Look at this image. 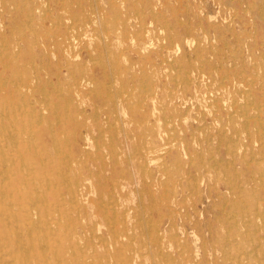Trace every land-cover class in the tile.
<instances>
[{
	"label": "rangeland",
	"instance_id": "rangeland-1",
	"mask_svg": "<svg viewBox=\"0 0 264 264\" xmlns=\"http://www.w3.org/2000/svg\"><path fill=\"white\" fill-rule=\"evenodd\" d=\"M34 1L0 0V118L6 119L0 135L12 120L24 127L27 140L46 150V164L38 171L48 183L31 187L39 195L57 191L66 204L64 210L49 211L46 234L59 231L72 238L93 264H120V254L133 264H186L194 255L197 264H264V0L126 4L142 18L130 11L126 15L115 0ZM75 27L76 44L69 54L62 34ZM80 74L89 80L87 86H79ZM87 135L85 154L78 153ZM3 179L0 173V186Z\"/></svg>",
	"mask_w": 264,
	"mask_h": 264
},
{
	"label": "bare ground",
	"instance_id": "bare-ground-1",
	"mask_svg": "<svg viewBox=\"0 0 264 264\" xmlns=\"http://www.w3.org/2000/svg\"><path fill=\"white\" fill-rule=\"evenodd\" d=\"M14 1V0H13ZM35 1H38V0H35ZM34 1V2H35ZM69 1V0H68ZM71 1V0H70ZM75 1V0H74ZM79 1V0H78ZM85 1V0H84ZM115 1H117V4H119V5H121L122 6V8H124L125 9V13H126V15L129 13V11L132 13V15H135V17H140V16H138V12H136V10H137V8L135 7L134 9H136L135 11H132V10H130L129 9V7L127 8V6H126V4L127 3H129L130 1H133L134 2V0H115ZM169 2H170V0H168ZM219 1V0H218ZM8 2H9V0H8ZM18 2V1H17ZM16 2V3H17ZM109 2H111L112 4L114 3L113 2V0H109ZM168 2V3H169ZM10 3V2H9ZM14 3L15 2H13V5H14ZM29 3H31V2H29ZM28 3V4H29ZM39 3V2H38ZM43 3V2H42ZM41 3V4H42ZM68 3V2H67ZM66 3V5H68ZM83 3V2H82ZM171 3V2H170ZM223 3V2H222ZM27 4V5H28ZM63 4V3H62ZM89 4V3H88ZM191 4V3H190ZM216 4H218L217 2H216ZM248 4V3H247ZM69 5H70V3H69ZM99 5V3H97V6ZM134 5V4H133ZM264 5V4H263ZM30 6V5H29ZM28 6V8L30 9V7ZM33 6V5H32ZM62 6L63 5H61V10H62ZM80 6V5H79ZM109 6H110V4H109ZM120 6V7H121ZM135 6V5H134ZM144 6V5H143ZM160 6V5H159ZM14 7H17V6H14ZM56 7V6H55ZM70 6H68V8H69ZM71 7H72V5H71ZM70 7V8H71ZM46 8V7H45ZM66 7H64V9H65ZM93 8V7H92ZM221 8H222V6H221ZM246 8H248V7H246ZM22 9V8H21ZM37 9V8H36ZM40 9V8H39ZM73 9V8H72ZM80 9V8H79ZM110 9V8H109ZM232 9V8H231ZM249 9L251 10V8L249 7ZM6 10V9H5ZM11 10V9H10ZM20 10V9H19ZM18 10V11H19ZM31 10V9H30ZM47 10V9H46ZM52 10V9H51ZM66 10V9H65ZM69 9H67V11H68ZM139 10V9H138ZM9 11V10H8ZM18 11H16V12H18ZM22 11V10H21ZM28 11V10H27ZM42 11V10H41ZM57 11H59V9L57 10ZM83 11V10H82ZM106 11H107V9H106ZM246 11V10H245ZM244 11V12H245ZM248 11V10H247ZM264 11V10H263ZM95 12V11H94ZM115 12V11H114ZM174 12H175V10H174ZM223 12V11H222ZM58 13V12H57ZM70 13H72V12H70ZM70 13H69V16H70ZM180 13V12H179ZM187 13V12H186ZM9 14H10V12H9ZM13 14V13H12ZM18 14V13H17ZM16 14V15H17ZM21 14V13H20ZM27 14V13H26ZM30 15H31V13H29ZM54 14V13H53ZM95 14H96V12H95ZM194 14V13H193ZM246 14H250V11H249V13H246ZM19 15V14H18ZM52 15V14H51ZM60 15V14H59ZM73 15V14H72ZM72 15L70 16V17H72ZM80 15V14H79ZM131 15V16H132ZM14 16H15V14H14ZM28 16V15H27ZM58 16V15H57ZM89 16V15H88ZM147 16V15H146ZM176 16V15H175ZM1 17H2V15H1ZM12 17V16H11ZM16 17V16H15ZM14 17V18H15ZM53 17V16H52ZM51 17V18H52ZM60 17V16H59ZM59 17H57L58 19H59ZM80 17H81V15H80ZM101 17V16H100ZM118 17V16H117ZM129 17V16H128ZM22 18V17H21ZM26 18V17H25ZM81 18H83V17H81ZM88 18V17H87ZM140 18H142V17H140ZM156 18V17H155ZM188 18V17H187ZM225 18V17H224ZM3 19V18H2ZM19 19V18H18ZM23 19V18H22ZM32 19V18H31ZM38 19V18H37ZM46 19V18H45ZM48 19V18H47ZM54 19V18H53ZM57 19V20H58ZM72 19H74V18H72ZM101 19V18H100ZM110 19V18H109ZM127 19V18H126ZM156 19H158V18H156ZM181 19V18H180ZM251 19H252V23H253V25L256 23V20H254V17L253 16H251ZM24 20V19H23ZM27 20V19H26ZM29 20V19H28ZM56 20V21H57ZM64 20V19H63ZM89 20V19H88ZM101 20H103V19H101ZM111 20V19H110ZM261 20V19H260ZM14 21H16L15 19H14ZM49 21H50V18H49ZM76 21V20H75ZM169 21V20H168ZM22 22V21H21ZM29 22H31V21H29ZM58 22V21H57ZM61 22V21H60ZM154 22V19L152 18V22L151 23H153ZM166 22H167V19H166ZM171 22V21H170ZM178 22V21H177ZM190 22V21H189ZM34 23V22H33ZM73 23V22H72ZM115 23H116V20H115ZM186 23V22H185ZM190 23H193V22H190ZM189 23V24H190ZM211 23V22H210ZM213 23V25H214V22H212ZM211 23V24H212ZM21 24V23H20ZM40 24V23H39ZM43 24V23H42ZM56 24V23H55ZM63 24H64V22H63ZM67 24V23H66ZM80 24V23H79ZM84 24V23H83ZM109 24V23H108ZM140 24H141V26L142 27H144L145 25H146V22L145 21H143V20H141V22H140ZM178 24H180L181 25V23H180V21L178 22ZM189 24H188V26H189ZM219 24V23H218ZM9 25V24H8ZM70 25V24H69ZM75 25V24H74ZM87 25V24H86ZM150 25V24H149ZM199 25H200V23H199ZM212 25V26H213ZM5 26V25H4ZM15 26V25H14ZM24 26V25H23ZM35 26V25H34ZM52 26H54V25H52ZM76 26V25H75ZM168 26V25H167ZM216 26V25H215ZM218 26V25H217ZM219 26H221V25H219ZM218 26V27H219ZM229 26V25H228ZM231 26V25H230ZM229 26V27H230ZM16 27V26H15ZM77 27V26H76ZM76 27L75 28H73L72 30H70V32H66V33H63L62 34V40H63V43H61V44H63V50L64 51H66L67 53H71L70 52V50L72 49V48H74L75 47V42H76V39H77V36H76ZM124 27V26H123ZM217 27V28H218ZM245 27V26H244ZM258 27V26H257ZM18 28V27H17ZM20 28V27H19ZM36 28V27H35ZM51 28V27H50ZM114 28V27H113ZM120 28V27H119ZM169 28V27H168ZM171 28V27H170ZM192 28V27H191ZM213 28V27H212ZM13 29V28H12ZM46 29V28H45ZM65 29V28H64ZM78 30H79V28H77ZM172 29V28H171ZM214 29V28H213ZM224 29V28H223ZM244 29H247V27H245ZM259 29V28H258ZM57 30V29H56ZM59 30H61V29H59ZM85 30V29H84ZM96 30H98V29H96ZM113 30V29H112ZM123 30V29H122ZM164 30V29H163ZM168 30V29H167ZM195 30H196V28H195ZM222 30V29H221ZM255 30V29H254ZM9 31H10V29H9ZM29 31H31V30H29ZM51 31V30H50ZM49 31V32H50ZM53 31V30H52ZM65 31H67V30H65ZM80 31V30H79ZM99 31V30H98ZM204 31V30H203ZM225 31H228V30H225ZM234 31H236V30H234ZM246 31V30H245ZM4 32V31H3ZM2 32V33H3ZM19 32V31H18ZM24 32V31H23ZM57 32V31H56ZM55 32V33H56ZM81 32V31H80ZM108 32H109V29H108ZM125 32V31H124ZM233 32V31H232ZM20 33H22V32H20ZM19 33V34H20ZM26 33V32H25ZM36 33V32H35ZM38 34L40 33L39 31L37 32ZM43 33V32H42ZM204 33H205V31H204ZM242 33V32H241ZM247 33H248V31H247ZM250 33V32H249ZM16 34V33H15ZM251 34H253V33H251ZM9 35V34H8ZM14 35V34H13ZM18 35V34H17ZM23 35V34H22ZM25 35H27V34H25ZM51 35H52V33H51ZM84 36H85V34H83ZM215 35H216V33H215ZM223 35V34H222ZM233 35V34H232ZM235 35V34H234ZM244 35V34H243ZM19 36V35H18ZM55 36V35H54ZM94 36V35H93ZM100 36V35H99ZM109 36V35H108ZM128 36V35H127ZM141 36V35H140ZM220 36V35H219ZM241 36V35H240ZM2 37L4 38L5 36H3L2 35ZM10 37H12L11 35H10ZM9 37V38H10ZM23 38L25 37V36H22ZM32 37V36H31ZM42 37H44V36H42ZM51 37H53V36H50V38ZM164 37V36H163ZM170 37H171V35H170ZM217 37V36H216ZM231 37V36H230ZM19 38V37H18ZM27 38H28V36H27ZM26 38V39H27ZM34 37H32V39H33ZM48 38H49V36H48ZM125 38V37H124ZM211 38V37H210ZM232 38V37H231ZM1 39V38H0ZM14 39V38H13ZM29 39L31 40V38H28V41H29ZM37 39H38V36H37ZM126 39V38H125ZM124 39V40H125ZM171 39V38H170ZM10 40H12V39H10ZM22 40V39H21ZM39 40V39H38ZM37 40V41H38ZM42 40V39H41ZM107 40V39H106ZM105 40V41H106ZM231 40V39H230ZM2 41V40H1ZM7 41V40H6ZM9 41V40H8ZM19 41V40H18ZM25 41H27V40H25ZM40 41V40H39ZM58 41V40H57ZM56 41V42H57ZM165 41V40H164ZM213 41V40H212ZM211 41V42H212ZM237 41V40H236ZM241 41V40H240ZM10 42V41H9ZM13 42V41H12ZM42 42V41H41ZM51 42H52V40H51ZM170 42H171V40H170ZM201 42V41H200ZM225 42V41H224ZM2 43V42H1ZM14 43H15V41H14ZM13 43V44H14ZM34 43H35V41H34ZM38 43V42H37ZM40 43V42H39ZM46 43V42H45ZM44 43V44H45ZM58 43V42H57ZM104 43V42H103ZM108 43V42H107ZM187 43H189V41H187ZM13 44L11 45V46H13ZM18 44H19V42H18ZM26 44V43H25ZM50 44V43H49ZM111 44V43H110ZM172 44V43H171ZM201 44V43H200ZM214 44V43H213ZM241 44V43H240ZM242 44H243V41H242ZM241 44V45H242ZM2 45V44H1ZM29 45V44H28ZM34 45V44H33ZM32 45V46H33ZM42 45L43 44H41L40 46L42 47ZM47 45V44H46ZM133 45V44H132ZM255 45V44H254ZM4 46V45H3ZM2 46V47H3ZM19 47H20V45H18ZM30 46V45H29ZM32 46H30V47H32ZM40 46H38V47H40ZM45 46V45H44ZM48 46V45H47ZM62 46V45H61ZM87 46V45H86ZM94 46V45H93ZM107 46V45H106ZM109 46V45H108ZM199 46H201V45H199ZM217 46V45H216ZM224 46V45H223ZM29 47V48H30ZM34 47V46H33ZM49 47H50V45H49ZM110 47V46H109ZM130 47V46H129ZM180 44H179V46H178V49L176 50V52L178 51V50H180ZM13 48V47H12ZM44 48V47H43ZM45 48H47V47H45ZM94 48V47H93ZM224 48V47H223ZM243 48V47H242ZM1 49V48H0ZM50 49V48H49ZM132 49V48H131ZM193 49H194V47H193ZM203 49V48H202ZM8 50V49H7ZM13 50V49H12ZM23 50V49H22ZM28 50V49H27ZM26 50V51H27ZM42 50V49H41ZM51 50H52V46H51ZM62 50V49H61ZM105 50H107V49H105ZM109 50V49H108ZM107 50V51H108ZM197 50V49H196ZM217 50H218V48H217ZM237 50V49H236ZM4 51V50H3ZM3 51H2V53H3ZM5 51H6V49H5ZM43 51H44V49H43ZM42 51V52H43ZM52 51H54V50H52ZM136 51H138V50H136ZM8 52H10L9 50H8ZM22 52V51H21ZM29 52V51H28ZM30 52H31V50H30ZM38 53H39V51H37ZM45 52V51H44ZM47 52H48V50H47ZM57 52V51H56ZM109 52V51H108ZM140 52H142V51H140ZM219 52V51H218ZM11 53V52H10ZM18 53H19V51H18ZM23 53H24V51H23ZM27 53V52H26ZM33 53V52H32ZM49 53H50V51H49ZM61 53V52H60ZM76 53V52H75ZM107 53V52H106ZM138 53V52H137ZM216 53V52H215ZM7 54V52L5 53V55ZM13 54H14V51H13ZM17 54V53H16ZM124 54V53H123ZM21 55V54H20ZM19 55V56H20ZM26 55V54H25ZM29 55H31L30 53H29ZM58 55V54H57ZM64 55V54H63ZM88 55V54H87ZM90 55H91V53H90ZM115 55V54H114ZM207 55V54H206ZM15 56V55H14ZM18 56V55H17ZM22 56H24V55H22ZM33 56V55H32ZM35 56H36V54H35ZM121 56V55H120ZM124 56V55H123ZM184 56V55H183ZM202 56V55H201ZM2 57V56H1ZM10 57V56H9ZM16 57V56H15ZM29 57V56H28ZM27 57V58H28ZM49 57V56H48ZM65 57V56H64ZM75 57V56H74ZM100 57H101V55H100ZM117 57V56H116ZM203 57V56H202ZM215 57V56H214ZM235 57V56H234ZM58 59H59V57H57ZM83 58V57H82ZM96 58H98V57H96ZM95 58V59H96ZM121 58V57H120ZM196 58V57H195ZM4 59V58H3ZM2 59V60H3ZM15 59V58H14ZM29 59V58H28ZM40 59V58H39ZM38 59V60H39ZM53 59V58H52ZM177 59V58H176ZM223 59V58H222ZM8 60H9V58H8ZM18 60V59H17ZM30 60H32V57L30 58ZM41 60V59H40ZM54 60V59H53ZM62 60V59H61ZM82 60V59H81ZM153 60V59H152ZM213 60V59H212ZM254 60H256V59H254ZM44 61H45V59H44ZM86 61V60H85ZM87 61H88V59H87ZM108 61V60H107ZM209 61V60H208ZM243 61V60H242ZM47 62V61H46ZM57 62H59V60H57ZM67 62H69V60L67 61ZM214 61H212L211 63H213ZM22 63V62H21ZM28 63H29V60H28ZM49 63V62H48ZM63 63V62H62ZM71 63V62H70ZM77 62H75V64H76ZM181 63V62H180ZM203 63V62H202ZM210 63V62H209ZM210 63V64H211ZM263 63V62H262ZM30 64V63H29ZM78 64H80V62L78 63ZM83 64V63H82ZM100 64V63H99ZM104 64H105V62H104ZM106 64H108L107 62H106ZM105 64V65H106ZM113 64V63H112ZM144 64V63H143ZM154 64H156V63H154ZM182 64V63H181ZM3 65V64H2ZM15 65V64H14ZM50 65V64H49ZM55 65V64H54ZM71 65V64H70ZM81 65V64H80ZM89 65V64H88ZM134 65V64H133ZM137 65V64H136ZM170 65V64H169ZM20 66H21V64H20ZM26 66H28V65H26ZM46 66V65H45ZM79 65H77V67H78ZM107 66V65H106ZM130 66V65H129ZM144 66V65H143ZM4 67V66H3ZM9 67V66H8ZM23 67H25V66H23ZM71 67V66H70ZM73 67H74V65L71 67V69H73ZM89 67V66H88ZM128 67V66H127ZM214 67V66H213ZM245 67V66H244ZM51 68V67H50ZM69 68V67H68ZM68 68H66L67 69V71H68ZM79 68V67H78ZM171 68V67H170ZM172 68H173V65H172ZM29 69V68H28ZM31 69V68H30ZM29 69V70H30ZM33 69V68H32ZM90 69V68H89ZM117 69H120V68H117ZM142 69H145V68H142ZM179 69V68H178ZM236 69V68H235ZM79 70H80V68H79ZM78 70V71H79ZM84 69H82V71H83ZM170 70H172V69H170ZM180 70V69H179ZM183 70V69H182ZM51 71V70H50ZM62 71V70H61ZM60 71V72H61ZM71 71V70H70ZM81 71V73H83ZM85 71H86V73H87V70L85 69ZM89 71V70H88ZM91 71V70H90ZM89 71V72H90ZM117 71H119V70H117ZM183 71H186V70H183ZM191 71V70H190ZM25 72V71H24ZM31 72V71H30ZM69 72V71H68ZM170 72V71H169ZM177 72V71H176ZM179 72V71H178ZM192 72V71H191ZM203 72H205V71H203ZM211 72V71H210ZM21 73V72H20ZM52 73V72H51ZM74 73V72H73ZM86 73H85V75H86ZM125 73V72H124ZM258 73V72H257ZM31 74H32V76H33V73L31 72ZM89 74V73H88ZM118 74H119V72H118ZM170 74H171V72H170ZM173 74V73H172ZM171 74V75H172ZM203 74V73H202ZM16 75H18L17 73H16ZM21 75V74H20ZM19 75V76H20ZM55 75V74H54ZM56 75H57V73H56ZM77 75H79L78 74V72H77ZM81 75V74H80ZM83 75V74H82ZM81 75V77L82 78H80L81 80L79 81V86H81V87H84V86H87L90 82H89V80L88 79H83V76ZM93 75V74H92ZM111 75V74H110ZM184 75V74H183ZM211 75V74H210ZM23 76V75H22ZM39 76V75H38ZM37 76V77H38ZM72 76V75H71ZM116 76V75H115ZM133 76H134V74H133ZM169 76V75H168ZM180 76V75H179ZM181 76H182V74H181ZM180 76V77H181ZM186 76V75H185ZM7 77V76H6ZM24 77H29V76H24ZM23 77V78H24ZM35 77H36V74H35ZM36 77V78H37ZM78 77V76H77ZM76 77V78H77ZM119 77H120V75H119ZM146 77V76H145ZM148 77V76H147ZM179 77V78H180ZM184 77V76H183ZM198 77V76H197ZM71 78H73V77H71ZM79 78V77H78ZM105 78V77H104ZM171 78H172V76H171ZM185 78V77H184ZM17 79H19V78H17ZM29 80H30V77L28 78ZM32 79H33V77H32ZM31 79V80H32ZM74 79V78H73ZM93 79H94V77H93ZM117 79V78H116ZM142 79H144V78H142ZM150 79H151V77H150ZM170 79V78H169ZM173 79V78H172ZM171 79V80H172ZM192 79V78H191ZM8 80V79H7ZM11 80H13V79H11ZM24 80H25V78H24ZM27 80V79H26ZM39 80V79H38ZM64 80V79H63ZM95 80V79H94ZM108 80H109V78H108ZM113 80V79H112ZM136 80V79H135ZM174 80V79H173ZM178 80V79H177ZM6 81V80H5ZM16 81V80H15ZM15 81H12V82H15ZM20 81V80H19ZM40 81H41V79H40ZM91 81V80H90ZM104 81H105V79H104ZM148 81V80H147ZM47 82V81H46ZM61 82H63L62 80H61ZM109 82V81H108ZM144 82V81H143ZM233 82V81H232ZM235 82V81H234ZM26 83V82H25ZM105 83V82H104ZM112 83H113V81H112ZM140 83H142V82H140ZM173 83H175V82H173ZM20 84V83H19ZM18 84V85H19ZM32 83H30V85H31ZM67 84V83H66ZM95 84V83H94ZM176 84V83H175ZM187 84H188V82H187ZM21 85V84H20ZM27 85H29L28 83H27ZM26 85V86H27ZM42 85H43V83H42ZM105 86H106V84H104ZM103 85V86H104ZM114 85V84H113ZM112 85V86H113ZM142 85H143V83H142ZM15 86V85H14ZM50 86V85H49ZM67 86V85H66ZM183 86V85H182ZM6 87V86H5ZM22 87H23V85H22ZM28 87V86H27ZM32 87V86H31ZM60 87H62V86H60ZM95 87H97L96 85H95ZM264 87V86H263ZM18 88V87H17ZM34 88V87H33ZM32 88V89H33ZM54 88V87H53ZM140 88V87H139ZM176 87H174V89H175ZM186 88V87H185ZM184 88V89H185ZM21 89V88H20ZM35 89V88H34ZM58 89V88H57ZM66 89V88H65ZM89 89H90V87H89ZM88 89V90H89ZM136 89V88H135ZM142 89V88H141ZM183 89V88H182ZM39 90V89H38ZM64 90V89H63ZM62 90V91H63ZM95 90V89H94ZM94 90L93 91H91V92H94ZM99 90V89H98ZM211 90V89H210ZM210 90L208 89V92H210ZM22 91V90H21ZM26 90H24V92H25ZM34 91V90H33ZM59 91V90H58ZM104 91V90H103ZM106 91V90H105ZM104 91V92H105ZM115 91V90H114ZM127 91V90H126ZM16 92V91H15ZM27 92V91H26ZM41 92V91H40ZM54 92H55V90H54ZM57 92V91H56ZM98 92H101V91H97V94H98ZM103 92V93H104ZM129 92V91H128ZM175 92V91H174ZM187 92V91H186ZM39 93V92H38ZM76 93L77 94H79L80 93V91H79V89H77L76 90ZM106 93H107V91H106ZM141 93V92H140ZM170 93V92H169ZM192 93V92H191ZM262 93V92H261ZM19 94H20V92H19ZM42 94V93H41ZM57 94V93H56ZM70 94V93H69ZM96 94V93H95ZM100 94V93H99ZM98 94V95H99ZM118 94V93H117ZM143 94V93H142ZM171 94V93H170ZM211 94V93H210ZM48 95H49V93H48ZM62 95V94H61ZM114 95H116V94H114ZM129 95V94H128ZM19 96V95H18ZM28 96V95H27ZM30 96V95H29ZM50 96V95H49ZM106 96H107V94H106ZM143 96V95H142ZM172 96V95H171ZM194 96V95H193ZM254 96V95H253ZM116 96H113V98H115ZM126 97H127V95H126ZM125 97V98H126ZM51 98V97H50ZM94 98V97H93ZM111 98V97H110ZM117 98V97H116ZM132 98H133V96H132ZM173 98V97H172ZM193 98V97H192ZM215 98V97H214ZM43 99V98H42ZM107 99H109V97L107 98ZM127 99V98H126ZM125 99V100H126ZM174 99V98H173ZM194 99V98H193ZM215 99H217V98H215ZM242 99V98H241ZM105 101H107L106 99H104ZM111 100V99H110ZM144 100V99H143ZM222 100V99H221ZM249 100V99H248ZM4 101L5 100H3V103H4ZM31 101V100H30ZM35 101V100H34ZM67 100H65V102H66ZM102 101L103 100H101V103H102ZM104 101V102H105ZM112 101V100H111ZM113 101H116V100H113ZM216 101V100H215ZM9 102V101H8ZM118 102V101H117ZM116 102V103H117ZM134 102H136V101H134ZM2 103V102H1ZM11 103V102H10ZM26 103V102H25ZM34 103V102H33ZM27 104V103H26ZM29 104H30V102H29ZM130 104H132V103H130ZM129 104V107L131 106ZM137 104V103H136ZM161 104V103H160ZM163 104V103H162ZM243 104V103H242ZM8 105V104H7ZM76 106L78 105V104H75ZM95 105H96V103H95ZM133 105V104H132ZM181 105V104H180ZM223 105V104H222ZM11 106V105H10ZM47 106V105H46ZM49 106V105H48ZM246 106V105H245ZM7 107V106H6ZM138 107H140V106H138ZM153 107H155V106H153ZM158 107V106H157ZM247 107V106H246ZM41 108V106L39 107V109ZM69 108V107H68ZM96 108H98V107H96ZM115 108V107H114ZM132 108V107H131ZM144 108V107H143ZM169 108V107H168ZM190 108V107H189ZM225 108V107H224ZM239 108V107H238ZM253 108V107H252ZM1 109H3V108H1ZM12 109V108H11ZM14 109L15 108H13V111H12V113L13 112H15L14 111ZM32 109V108H31ZM82 109V108H81ZM26 110V109H25ZM54 110V109H53ZM69 110V109H68ZM67 110V111H68ZM156 110V109H155ZM159 110V109H158ZM160 110H161V108H160ZM163 111L165 110V109H162ZM32 111V110H31ZM135 111V110H134ZM138 111V110H137ZM182 111H183V109H182ZM26 112V111H25ZM178 112H179V109H178ZM186 112V111H185ZM11 113V112H10ZM55 113V112H54ZM53 113V114H54ZM84 113H86V112H84ZM164 113V112H163ZM23 115H26V114H24V113H22ZM36 114V113H35ZM40 114V113H39ZM39 114L37 115V116H39ZM66 114V113H65ZM79 114H82V113H79ZM164 114H166V113H164ZM171 114V113H170ZM188 114V113H187ZM55 115V114H54ZM104 115L105 116H107L108 117V115H107V113H104ZM149 115V114H148ZM155 115V114H154ZM163 115V114H162ZM183 115V114H182ZM5 116V115H4ZM7 116V115H6ZM33 116V115H32ZM36 116V115H35ZM57 116V115H56ZM59 116V115H58ZM88 116V115H87ZM163 116H165V115H163ZM170 116V115H169ZM174 116H178V115H174ZM173 116V117H174ZM14 117H15V114H14ZM179 117H180V115H179ZM182 117V116H181ZM186 117V116H185ZM184 117V118H185ZM221 117V116H220ZM234 117V116H233ZM7 118H8V116H7ZM37 118V117H36ZM47 118V117H46ZM163 118V117H162ZM166 118V117H165ZM15 119V118H14ZM105 119V118H104ZM107 119V118H106ZM105 119V120H106ZM232 119V118H231ZM230 119V120H231ZM116 120H117V116H116ZM115 120V121H116ZM145 120V119H144ZM168 120V119H167ZM182 120V119H181ZM234 120V119H233ZM255 120V119H254ZM5 121H6V119L5 118H0V122H2V123H5ZM114 121V122H115ZM174 121V120H173ZM9 122V121H8ZM35 122H36V119H35ZM61 122V121H60ZM85 122V121H84ZM113 122V123H114ZM120 122H122V121H120ZM165 122H166V120H165ZM256 122V121H255ZM1 123V124H2ZM57 123V122H56ZM112 123V124H113ZM124 123H125V121H124ZM143 123V122H142ZM175 122H172V124H174ZM45 124V123H44ZM2 125H4V124H2ZM6 125V124H5ZM4 125V126H5ZM31 125V124H30ZM160 125V124H159ZM243 125V124H242ZM6 126H8L7 128H5L3 131L4 132H2L1 133V135H0V141H1V143L2 142H5L4 144H2V145H0V173H3L4 174V179H3V181H2V183H1V186H0V264H93L94 262L93 261H86L84 258H83V253H82V251L80 250V249H78V247H77V245H75V243L73 242V239L72 238H66V237H63L62 236V233L61 232H51V235H50V237H46L44 234H46V227H47V225L49 224V222H48V220H49V211L50 210H57V211H60V210H64L65 209V207H66V204H65V202L63 201V199L61 198V196L59 195V193L57 192V191H48V190H44V195H39L38 193V190H36L38 193H34L33 192V189H32V187L33 186H35V183H41V184H46V183H48L47 182V177L46 176H44V174L42 173L41 175L39 174V171H38V169L41 167H43L46 163V150H44V149H38V147L37 146H35V145H33L29 140H27V138L24 136L25 135V133H23V131H24V127H17L16 125H15V123L12 121V120H10V124H8V125H6ZM163 126H164V122H163ZM116 127V126H115ZM156 127V126H155ZM258 127V126H257ZM170 128V127H169ZM14 129V130H13ZM160 129V128H159ZM233 129V128H232ZM244 129V128H243ZM115 130H118V128L116 127V129ZM121 130H123V129H121ZM165 130H166V128H165ZM260 130V129H259ZM52 131V130H51ZM124 131V130H123ZM170 131V130H169ZM185 131V130H184ZM237 131V130H236ZM53 132V131H52ZM117 132V131H116ZM122 132V131H121ZM186 132V131H185ZM225 132V131H224ZM238 132V131H237ZM140 133V132H139ZM165 133V132H164ZM171 133V132H170ZM206 133V132H205ZM36 134V133H35ZM54 134V133H53ZM236 134H238V133H236ZM253 134H254V136H255V132H253ZM34 135V134H33ZM33 135L31 136V138L33 137ZM160 135V134H159ZM167 135V134H166ZM168 135H169V132H168ZM170 135H172V134H170ZM193 135V134H192ZM227 135H228V131H227ZM54 136V135H53ZM89 135H87L86 137H85V142L82 144L81 143V145H79L78 146V149H77V151H78V153H81V154H85V151L83 150V147H82V145H86V141H89V137H88ZM121 137V136H120ZM176 137V136H175ZM194 137V136H193ZM54 138V137H53ZM149 138V137H148ZM171 138V137H170ZM169 138V139H170ZM204 138H205V136H204ZM260 138V137H259ZM167 139V138H166ZM194 139V138H193ZM209 139H210V137H209ZM208 139V140H209ZM112 140V139H111ZM146 140V139H145ZM207 140V141H208ZM213 139H211V141H212ZM255 140V139H254ZM170 141V140H169ZM78 142V141H77ZM167 142V141H166ZM237 142V141H236ZM7 143V144H6ZM168 143V142H167ZM172 143H173V141H172ZM53 144H54V142H53ZM135 145V144H134ZM56 146V145H55ZM169 146V145H168ZM113 148V147H112ZM137 148V147H136ZM217 148H218V146H217ZM210 149V148H209ZM253 149V148H252ZM119 149L117 148V151H118ZM141 150V149H140ZM218 150V149H217ZM136 151V150H135ZM210 150H208V152H209ZM212 151H213V149H212ZM233 151V150H232ZM141 152H142V150H141ZM147 152V151H146ZM178 152V151H177ZM218 152V151H217ZM229 152V151H228ZM234 152V151H233ZM104 153V152H103ZM114 153H115V151H114ZM117 153V152H116ZM118 153H119V151H118ZM164 153H165V151H164ZM256 154V153H255ZM50 155V154H49ZM108 155V154H107ZM138 155V154H137ZM127 156H128V154H127ZM132 156V155H131ZM163 156V155H162ZM170 156V155H169ZM211 156H212V154H211ZM8 157L9 158H11L12 157V159H8ZM97 158V157H96ZM99 158V157H98ZM101 158V157H100ZM133 159H135L134 157H133ZM158 159V158H157ZM69 160V159H68ZM96 160V159H95ZM119 160V159H118ZM130 160V159H129ZM139 160V159H138ZM177 160V159H176ZM220 160H221V158H220ZM131 161V160H130ZM255 161V160H254ZM132 162V161H131ZM146 162V161H145ZM155 162H157L156 160H155ZM229 162V161H228ZM227 162V163H228ZM232 162V161H231ZM248 162V161H247ZM256 163V162H255ZM223 164V163H222ZM232 163H230V165H231ZM169 165V164H168ZM214 165V164H213ZM233 165V164H232ZM139 166H141V165H139ZM182 166V165H181ZM196 166V165H195ZM226 166H227V164H226ZM39 167V168H38ZM104 167V166H103ZM129 167V166H128ZM218 167V166H217ZM228 167V166H227ZM165 168V167H164ZM219 168V167H218ZM88 169V168H87ZM166 169V168H165ZM222 169V168H221ZM235 169V168H234ZM64 170V169H63ZM103 171H104V169H103ZM153 172V171H152ZM152 172H150V173H152ZM223 172H225L224 170H223ZM231 172V171H230ZM230 172H228V173H230ZM220 175V174H219ZM169 176V175H168ZM172 177V176H171ZM180 177H182V176H180ZM202 177V176H201ZM227 177H229V175H227ZM108 178V177H107ZM198 177L196 176V179H197ZM229 179V178H228ZM231 179V178H230ZM104 180H105V178H104ZM103 180V181H104ZM174 180V179H173ZM172 180V181H173ZM235 180V179H234ZM189 181V180H188ZM187 181V182H188ZM169 182V181H168ZM174 182V181H173ZM172 182V183H173ZM248 182V181H247ZM167 183V182H166ZM171 183V182H170ZM201 183V182H200ZM147 184H148V182H147ZM216 184V183H215ZM262 185V184H261ZM32 186V187H31ZM152 186V185H151ZM55 187V186H54ZM169 187V186H168ZM37 188V187H36ZM45 188V187H44ZM151 188V187H150ZM170 188V187H169ZM173 188V187H172ZM175 188V187H174ZM178 188V187H177ZM231 188V187H230ZM35 189V188H34ZM194 189V188H193ZM217 189V188H216ZM245 189V188H244ZM124 190V189H123ZM246 190V189H245ZM256 191V190H255ZM153 192V191H152ZM169 192H171V190L169 191ZM234 192H235V190H234ZM63 193V192H62ZM175 193H177V191L175 190ZM180 193V192H179ZM37 194H38V196H37ZM64 194V193H63ZM211 194V193H210ZM234 194V193H233ZM253 194V193H252ZM178 195V194H177ZM239 195H241V194H239ZM74 196H75V194H74ZM77 196V195H76ZM99 196V195H98ZM175 198H176V195H175ZM242 198V197H241ZM142 199V198H141ZM234 200H236V199H234ZM51 201H52V203H51ZM227 201V200H226ZM256 202H257V199H256ZM109 203V202H108ZM143 203V202H142ZM114 204V203H113ZM241 204V203H240ZM143 205V204H142ZM234 205V202H233V204L231 205V206H233ZM236 205V204H235ZM234 205V206H235ZM243 205V204H242ZM150 206V205H149ZM216 206V205H215ZM233 206V207H234ZM241 206V205H240ZM239 206V207H240ZM246 206V205H245ZM188 207V206H187ZM257 208V207H256ZM234 209V208H233ZM93 210V209H92ZM143 210H144V207H143ZM235 210H237V208H235ZM139 211H141L142 212V210H139ZM145 213V212H144ZM178 213V212H177ZM180 214H181V212H179ZM178 213V214H179ZM239 213H240V211H239ZM238 213V214H239ZM121 214V213H120ZM230 214H231V212H230ZM141 216H143V215H141ZM181 216V219L183 220V222L185 221V218H184V216H182V214L180 215ZM246 216V215H245ZM150 217V216H149ZM162 217H164V215L162 216ZM59 218V217H58ZM71 218V217H70ZM165 218V217H164ZM167 218V217H166ZM228 218H229V216H228ZM123 219V218H122ZM70 220V219H69ZM121 220V219H120ZM51 223V222H50ZM147 223V222H146ZM149 223V222H148ZM173 223V222H172ZM236 223V222H235ZM252 223V222H251ZM99 224H100V222H99ZM168 224V223H167ZM249 224V223H248ZM253 224V223H252ZM174 225H175V223H174ZM52 226V225H51ZM50 226V227H51ZM69 226V225H68ZM125 226V225H124ZM146 226V225H145ZM249 226V225H248ZM52 227H54V226H52ZM141 227H143V225H141ZM148 227V226H147ZM229 227H231V226H229ZM245 227V226H244ZM113 228V227H112ZM230 229V228H229ZM45 230V231H44ZM42 231H43V235H42ZM66 231V230H65ZM100 231V230H99ZM158 231V230H157ZM178 231V230H177ZM228 231V230H227ZM50 232H48L47 234H49ZM159 233V232H158ZM46 234V235H47ZM124 234V233H123ZM229 234V233H228ZM234 235V234H233ZM83 236V235H82ZM96 236V235H95ZM147 236V235H146ZM228 236V235H227ZM133 237H136V236H133ZM161 237V236H160ZM234 237V236H233ZM232 237V238H233ZM162 238V237H161ZM236 238V237H235ZM135 239V238H134ZM147 239V238H146ZM164 239V238H163ZM234 239V238H233ZM237 239V238H236ZM262 239V238H261ZM116 240V239H115ZM230 240V239H229ZM229 240H228V242H229ZM235 240V239H234ZM252 240H253V238H252ZM186 241V240H185ZM244 241V240H243ZM161 242V241H160ZM159 242V243H160ZM204 242H206V241H204ZM203 242V243H204ZM236 242H237V240H236ZM114 243H115V241H114ZM128 243V242H127ZM144 243V242H143ZM147 243V242H146ZM182 243V242H181ZM231 243V242H230ZM247 243V242H246ZM250 243V242H249ZM249 243H247V244H249ZM186 244V243H185ZM229 244V243H228ZM255 244V243H254ZM260 244V243H259ZM108 245V244H107ZM187 245V244H186ZM186 245H184V246H186ZM256 245V244H255ZM258 245V244H257ZM85 246V245H84ZM150 246V245H149ZM182 246H183V244H182ZM225 246V245H224ZM89 247V246H88ZM153 247V246H152ZM203 247V246H202ZM170 248V247H169ZM184 248V247H183ZM183 248H182V250H183ZM189 248V247H188ZM254 248V247H253ZM252 248V249H253ZM258 248V247H257ZM87 249H90V248H87ZM186 249V248H185ZM261 249V248H260ZM241 250V249H240ZM256 250V249H255ZM262 250V249H261ZM191 251V250H190ZM253 251V250H252ZM181 252H183V251H181ZM205 252V251H204ZM257 253H258V251H256ZM255 252V253H256ZM111 253H112V251H111ZM143 253H144V250H143ZM245 253V252H244ZM170 254V253H169ZM168 254V256H170ZM182 254V253H181ZM184 254V253H183ZM230 254H231V252H230ZM253 254V253H252ZM131 255V254H130ZM142 255H144V254H142ZM162 255V254H161ZM160 255V256H161ZM249 255V254H248ZM262 255H264V254H262V252H261V256ZM108 256V255H107ZM134 256V255H133ZM141 256V255H140ZM167 256V257H168ZM241 256V255H240ZM252 256V255H251ZM250 256V257H251ZM257 256V255H256ZM255 256V257H256ZM103 257V256H102ZM101 257V258H102ZM164 257H165V255H164ZM199 257V256H198ZM204 257V256H203ZM231 257V256H230ZM254 257V256H253ZM100 258V259H101ZM118 258H119V260H120V264H133V262L135 261V260H129L128 258H126V257H123L121 254L118 256ZM153 258V257H152ZM155 258V257H154ZM170 258H171V256H170ZM188 258V257H187ZM186 258V259H187ZM192 258H194V259H192ZM191 258V261H189V263H188V261L186 262V264H197V262H196V256L194 255V257H192ZM244 258V257H243ZM245 258H247V256L245 257ZM260 258V257H259ZM168 259V258H167ZM173 259V258H172ZM185 259V258H184ZM185 259V260H186ZM250 259V258H249ZM257 259V258H256ZM262 259V258H261ZM156 260V259H155ZM165 260V259H164ZM171 260V259H170ZM175 261H176V259H174ZM231 260V259H230ZM229 260V261H230ZM251 260V259H250ZM168 260H166V262H167ZM244 261H246V260H244ZM109 262V261H108ZM141 262L143 263V261L141 260ZM255 262V261H254ZM259 262H261V261H259ZM111 263V262H110ZM171 263V262H170ZM215 263H217V262H215ZM239 263V262H238ZM256 263H258V262H256ZM154 264V263H153ZM166 264V263H165ZM199 264V263H198ZM204 264V263H203ZM205 264H207V262L205 263ZM209 264V263H208ZM262 264H263V261H262Z\"/></svg>",
	"mask_w": 264,
	"mask_h": 264
}]
</instances>
